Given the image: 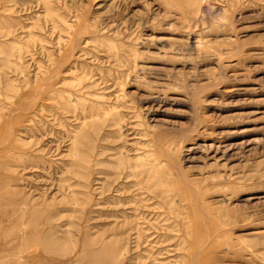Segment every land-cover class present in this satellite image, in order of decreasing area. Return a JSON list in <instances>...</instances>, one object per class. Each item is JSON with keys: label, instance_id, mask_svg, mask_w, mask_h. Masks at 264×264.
<instances>
[{"label": "rangeland", "instance_id": "374dc122", "mask_svg": "<svg viewBox=\"0 0 264 264\" xmlns=\"http://www.w3.org/2000/svg\"><path fill=\"white\" fill-rule=\"evenodd\" d=\"M0 264H264V0H0Z\"/></svg>", "mask_w": 264, "mask_h": 264}]
</instances>
